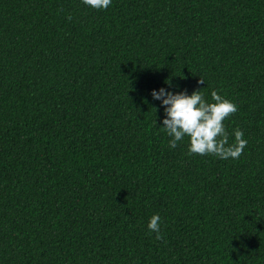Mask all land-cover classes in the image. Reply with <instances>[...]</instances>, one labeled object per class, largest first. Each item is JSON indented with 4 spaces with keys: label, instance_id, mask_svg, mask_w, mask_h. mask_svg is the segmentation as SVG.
Wrapping results in <instances>:
<instances>
[{
    "label": "trees",
    "instance_id": "trees-1",
    "mask_svg": "<svg viewBox=\"0 0 264 264\" xmlns=\"http://www.w3.org/2000/svg\"><path fill=\"white\" fill-rule=\"evenodd\" d=\"M162 87L242 155L170 148ZM0 264H264V0H0Z\"/></svg>",
    "mask_w": 264,
    "mask_h": 264
},
{
    "label": "clouds",
    "instance_id": "clouds-1",
    "mask_svg": "<svg viewBox=\"0 0 264 264\" xmlns=\"http://www.w3.org/2000/svg\"><path fill=\"white\" fill-rule=\"evenodd\" d=\"M83 3L96 10H106L112 0H83ZM68 18L71 19L70 16ZM165 83L172 87L170 80H165ZM198 83L204 84L205 81L199 79ZM151 96L161 101L164 108L163 126L160 128L170 137V148L177 147V142L188 136L189 155L214 154L222 160L238 159L242 155L247 145V140L243 139L244 133L239 128L235 129L234 141L229 143V134L223 124L227 117L237 111V106L218 94L217 90L211 91L212 102L206 101L202 89L194 90L189 95L186 89L174 93L162 87L152 90ZM160 220L159 214H155L148 223L150 232L156 233L157 240L163 239Z\"/></svg>",
    "mask_w": 264,
    "mask_h": 264
}]
</instances>
